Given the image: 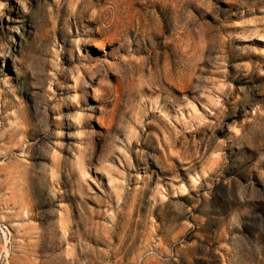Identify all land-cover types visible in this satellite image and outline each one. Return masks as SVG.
<instances>
[{"label":"clouds","instance_id":"1","mask_svg":"<svg viewBox=\"0 0 264 264\" xmlns=\"http://www.w3.org/2000/svg\"><path fill=\"white\" fill-rule=\"evenodd\" d=\"M0 264H264V0H0Z\"/></svg>","mask_w":264,"mask_h":264}]
</instances>
